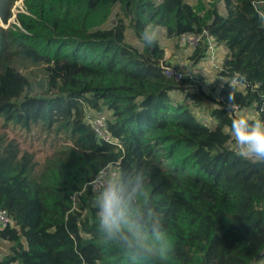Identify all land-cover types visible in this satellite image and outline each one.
Returning a JSON list of instances; mask_svg holds the SVG:
<instances>
[{"label": "trees", "instance_id": "1", "mask_svg": "<svg viewBox=\"0 0 264 264\" xmlns=\"http://www.w3.org/2000/svg\"><path fill=\"white\" fill-rule=\"evenodd\" d=\"M17 1L0 0V210L12 219L0 264H129L97 233L90 201L104 170L143 174L172 243L167 264H264V163L236 154L231 128L252 112L250 123L264 120V0H24L15 13ZM129 21L141 51L127 43ZM156 28L171 39L206 32L226 50L212 123L188 105L204 98L163 74L164 49L143 35ZM10 127L55 151L40 164Z\"/></svg>", "mask_w": 264, "mask_h": 264}, {"label": "clouds", "instance_id": "2", "mask_svg": "<svg viewBox=\"0 0 264 264\" xmlns=\"http://www.w3.org/2000/svg\"><path fill=\"white\" fill-rule=\"evenodd\" d=\"M143 35L147 43L154 39L151 29ZM243 79L237 73L227 83L236 87ZM228 99H233L231 93ZM231 128L236 154L252 163H264V120L250 123L241 115ZM94 205L100 239L118 246L129 264H167L172 243L151 206L142 173L106 172L98 178Z\"/></svg>", "mask_w": 264, "mask_h": 264}, {"label": "rangeland", "instance_id": "3", "mask_svg": "<svg viewBox=\"0 0 264 264\" xmlns=\"http://www.w3.org/2000/svg\"><path fill=\"white\" fill-rule=\"evenodd\" d=\"M187 2L194 4L193 0H186ZM24 0H18L14 12H22L23 11ZM122 17L119 9L116 7L114 12L105 25L106 28H111L116 25V22L119 18ZM128 31H127V43L132 46L134 49H139L140 51L144 49L145 44L143 39L139 37L136 31L133 29L132 23L128 22ZM154 37L158 40L160 46L165 51V61H167V67L176 71L179 74L185 75V90H189L190 92H196L204 98V104L195 106L193 101H189L188 105L190 108L195 109L196 116L200 120H208V122L212 123L213 120L210 117V110L213 107L218 106V101L220 100V92L225 84V79L221 77L220 72H222V63L226 58V50L220 48L217 45H214L216 49V58L217 65L212 66L210 63V54L206 52L205 57L200 61L196 62L192 59L193 52L195 48L191 47L188 39L182 37H175L173 39L167 36L166 30L162 28H156L154 30ZM219 58V60H218ZM187 91H180L179 93H173L175 101L183 102L185 100ZM206 118V119H205ZM254 113H250L248 115V119H254ZM0 131L2 129V123L0 122ZM8 135L10 138L16 139L20 142L21 147L24 150H28L33 152L36 156V159L40 164L44 163L46 158L53 154L55 151L54 147L51 145V142H44L45 135H41L40 139H37L36 130L33 131L32 134L26 135L18 128L10 127L7 129ZM60 144L64 145V147L73 148V144L69 140H60ZM234 145V143H233ZM94 191V190H93ZM96 192V189L95 191ZM79 196L74 199L75 204L80 201ZM91 206L94 205V198L90 201ZM8 251V246L6 244L1 246L0 249V257ZM256 264V263H255ZM258 264V263H257Z\"/></svg>", "mask_w": 264, "mask_h": 264}, {"label": "built area", "instance_id": "4", "mask_svg": "<svg viewBox=\"0 0 264 264\" xmlns=\"http://www.w3.org/2000/svg\"><path fill=\"white\" fill-rule=\"evenodd\" d=\"M261 4H264V2H260ZM261 15H263L262 12H260ZM182 38H185L186 40L188 39V42L191 47L197 49L199 45H205L207 44V49L210 54V63L212 66L217 65V58H216V49L214 48V40L208 36L206 32H204L202 35L195 36V35H186L182 36ZM161 67L163 69V74L167 78H174L177 82L181 83L183 80H185V75L184 74H179L176 71L172 70L171 68H168L167 65H165L163 62H161ZM93 129L97 133L98 137L102 139L105 142L111 143L112 139L110 135H108L103 128L98 126L95 123H92ZM106 172H109L108 170H104L101 172L100 177L104 176ZM98 178L93 182L92 186L93 189H97L98 187ZM12 223V219L8 215L6 211L0 210V227H6Z\"/></svg>", "mask_w": 264, "mask_h": 264}, {"label": "crops", "instance_id": "5", "mask_svg": "<svg viewBox=\"0 0 264 264\" xmlns=\"http://www.w3.org/2000/svg\"><path fill=\"white\" fill-rule=\"evenodd\" d=\"M108 113H106V115H107Z\"/></svg>", "mask_w": 264, "mask_h": 264}]
</instances>
